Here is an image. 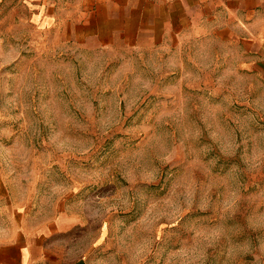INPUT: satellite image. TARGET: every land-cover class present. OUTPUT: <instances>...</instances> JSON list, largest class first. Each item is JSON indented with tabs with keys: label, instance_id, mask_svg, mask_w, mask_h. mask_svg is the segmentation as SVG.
Instances as JSON below:
<instances>
[{
	"label": "rangeland",
	"instance_id": "374dc122",
	"mask_svg": "<svg viewBox=\"0 0 264 264\" xmlns=\"http://www.w3.org/2000/svg\"><path fill=\"white\" fill-rule=\"evenodd\" d=\"M223 9L0 0V201L71 264H264V22Z\"/></svg>",
	"mask_w": 264,
	"mask_h": 264
},
{
	"label": "crops",
	"instance_id": "0c3cea01",
	"mask_svg": "<svg viewBox=\"0 0 264 264\" xmlns=\"http://www.w3.org/2000/svg\"><path fill=\"white\" fill-rule=\"evenodd\" d=\"M215 1L225 7L221 13H231L238 22L249 24L245 27L251 33L254 25L264 22V0ZM190 2L201 5L203 0ZM259 52L263 53L264 47ZM72 221L74 217L71 220L66 211L40 216L26 205L0 201V264H71L69 250L57 235L69 229Z\"/></svg>",
	"mask_w": 264,
	"mask_h": 264
}]
</instances>
